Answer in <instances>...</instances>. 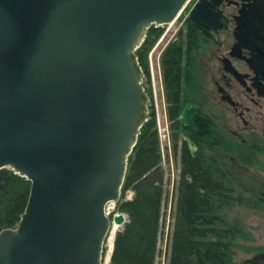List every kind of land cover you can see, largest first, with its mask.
<instances>
[{"label":"water","instance_id":"95a60500","mask_svg":"<svg viewBox=\"0 0 264 264\" xmlns=\"http://www.w3.org/2000/svg\"><path fill=\"white\" fill-rule=\"evenodd\" d=\"M187 1L0 0V168L31 180L20 221L0 231V264H102L107 204L121 197L149 102L135 51ZM210 3L186 18L214 36L197 23L213 22ZM241 264H264V251Z\"/></svg>","mask_w":264,"mask_h":264},{"label":"flooded vegetation","instance_id":"af4514ba","mask_svg":"<svg viewBox=\"0 0 264 264\" xmlns=\"http://www.w3.org/2000/svg\"><path fill=\"white\" fill-rule=\"evenodd\" d=\"M211 2L213 22L197 23L216 36L183 19L175 40L185 37V79L172 87L173 97L163 80L165 118L156 125L161 163L166 155L175 162L178 181L185 171L192 180L193 170L210 179L217 171L230 176L234 167L247 166L264 146V0ZM189 104L194 112L183 122L181 114ZM186 137L195 143L194 152Z\"/></svg>","mask_w":264,"mask_h":264},{"label":"trees","instance_id":"16d2710c","mask_svg":"<svg viewBox=\"0 0 264 264\" xmlns=\"http://www.w3.org/2000/svg\"><path fill=\"white\" fill-rule=\"evenodd\" d=\"M162 32V27L151 24L135 51L147 74L150 73L149 50ZM184 39L180 35V41L169 43L161 56L169 96L172 87L185 79ZM161 161L156 116L152 113L141 126L137 142L128 155L121 197L116 203L118 210L128 214V219L115 234L111 258L106 264H156L166 201V171ZM186 172L189 171L184 172L183 179L174 187V223L167 264H237L235 246L245 236V226L239 218H231L224 212L225 208L244 201L235 193L234 173L228 176L224 171H217L210 179L207 174L201 176L193 170L190 180ZM30 189L29 178L10 167L0 168V231L18 224ZM128 190L134 191L130 198L125 197Z\"/></svg>","mask_w":264,"mask_h":264},{"label":"rangeland","instance_id":"374dc122","mask_svg":"<svg viewBox=\"0 0 264 264\" xmlns=\"http://www.w3.org/2000/svg\"><path fill=\"white\" fill-rule=\"evenodd\" d=\"M193 1L194 0L187 1L183 9L174 19V23H154L155 25L162 27L163 32L149 50L150 73L147 74L142 68L144 73L142 77V86L144 88L145 94L149 98L144 122L150 118V115L152 116V113H154L156 116V125L159 124L165 116L162 105L164 94L162 87V66L161 68L159 66L160 59L167 45L171 41L175 40L177 32L182 24V20L188 15ZM159 104L160 110L158 112ZM234 155L238 157L239 161L244 160L242 155L239 154L242 157L235 153ZM252 156L253 159L250 158L251 162H249L247 166H237V169L235 167L233 168V173L236 177L234 182L236 187L235 193L239 197L243 198L244 201H238L232 206L224 209L226 214H228L231 218H239L245 226V236L240 237L237 240V245L235 246L234 260L237 264H241L247 257L257 252L264 251V194L261 193L264 192V146L263 150L256 151L254 154H252ZM174 164H171V159L168 158V155H166V157L164 156L163 166L167 172L164 182L166 188V201L165 206L163 207L164 215L162 220L161 236L158 244L159 249L156 257V264H167L168 245L170 243L171 232L174 223V187L176 183H178L179 179V171L177 169V165ZM133 195L134 191L128 190L125 197L130 198ZM119 211L120 210L117 209L116 202L112 201L107 204V212L111 219V228L104 239L102 264H106L111 258L114 239H111L110 237L112 228L116 225V222L113 221V214ZM127 219L128 214L125 213V221ZM124 223L125 222L117 224V230L122 229L124 227ZM113 238H115V235Z\"/></svg>","mask_w":264,"mask_h":264},{"label":"bare ground","instance_id":"6f19581e","mask_svg":"<svg viewBox=\"0 0 264 264\" xmlns=\"http://www.w3.org/2000/svg\"><path fill=\"white\" fill-rule=\"evenodd\" d=\"M174 21L175 20H172V21H169V22H167V23H169V24H172V23H174ZM9 167H12L11 165H9ZM116 225L112 228V231H111V239H114L113 237H114V235H115V232L117 231V229H118V223H115ZM110 248H111V246H110ZM110 251H111V249H110Z\"/></svg>","mask_w":264,"mask_h":264},{"label":"built area","instance_id":"2783aa9c","mask_svg":"<svg viewBox=\"0 0 264 264\" xmlns=\"http://www.w3.org/2000/svg\"><path fill=\"white\" fill-rule=\"evenodd\" d=\"M159 66H160V64H159ZM160 70H161V69H160ZM160 70H159V71H160Z\"/></svg>","mask_w":264,"mask_h":264}]
</instances>
